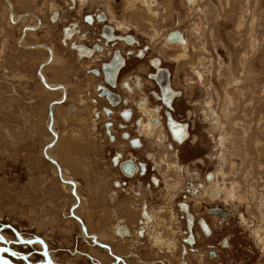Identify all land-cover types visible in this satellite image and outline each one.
<instances>
[{"label": "rangeland", "instance_id": "rangeland-1", "mask_svg": "<svg viewBox=\"0 0 264 264\" xmlns=\"http://www.w3.org/2000/svg\"><path fill=\"white\" fill-rule=\"evenodd\" d=\"M81 1L78 0L79 7ZM52 4L60 12V18L56 22L50 21ZM166 4L171 8L174 6L172 16L164 10ZM166 4L158 0L157 8L160 13L154 18L148 11L152 6L147 9L142 2L127 3L125 6L123 0H109L108 3L93 0L83 4L78 10V7L70 9L69 0H0V235L7 245L9 243L11 252L18 256L11 253L9 254L12 256H9L0 249V264H26L27 261L40 264L38 262L42 257L35 255L34 249L39 250L42 244L56 264H179L180 251L187 245L180 242L181 234L165 231L164 238H170L176 245L173 253L164 252L159 241L156 248L151 236L155 233L156 226L144 230L138 237L136 232L135 238H129V241L117 238L114 227L111 232L106 230V233L101 232V229L99 239L92 234L90 238H85L86 234L81 231L80 226L85 223L77 213V219H73L74 221L64 219L67 218L64 216L66 207L67 215L68 208L71 204L73 207L75 203V195L72 194L70 198L67 188L70 183L61 179V164L58 162L60 165L58 170H55L56 162L47 157L51 152L52 158L56 159L55 150L60 140L59 134L63 140L69 136L75 138L70 149L62 147L57 152L69 159L70 165L67 166L76 174L68 168L67 171L81 183V192L82 185H88V177L96 176L95 173L90 174V170L98 167H101V171L106 170L105 181L103 179L101 184L105 182L110 189H114L115 180H125L116 175V169L109 161V157H112L110 155L116 151H121L124 156L133 154L138 159H143L146 152L150 151L159 161V157L167 150L159 145L152 146L149 141L140 150H131L126 145L128 142L123 140H120L122 144L116 146L108 141L105 128L102 127L104 120L99 119L97 124L93 121L94 106L91 99H96L95 87L100 78L94 79L86 71L89 67H98L107 57L100 56L98 58L101 60L94 59L92 62L88 59L83 60V63L79 62L72 49L62 46L61 38L62 27L66 23L72 19L79 21L84 13L103 9L108 13V20L115 26L119 21L126 23L125 29L121 28V24L116 26L117 31L123 33L126 30L124 34L129 32L135 35L139 41L135 48H140L142 44L150 47L142 60L136 59L133 54L130 55L122 70V76L138 73L148 80L145 78L147 72L153 71L148 64L149 58L160 57L162 66L171 71L172 88L181 92V96L175 100V113L178 118L190 123L191 139L180 145L172 142L175 150H168V158L176 160V154L180 161L185 163L197 158L203 160L202 163L193 162L190 167L193 170L191 172L199 173V179L183 173V169L176 172L161 163L159 169L154 171L161 179L160 184V179L155 176L160 187L146 190L140 184L143 195L138 197L137 201L145 199L156 215H162L158 213L157 208L164 206L166 195L170 191L167 189L171 184L169 178L173 176L177 182L180 181L177 187L183 188L186 180L193 179L195 185L205 182L204 174L212 171L217 175L219 187L230 194L232 203L237 204L239 209L236 212L231 211L229 199L204 200L206 203L203 204L207 207L215 205L229 211L230 217L220 223L217 218L209 215L211 233L206 236L202 229L197 230V244L190 246L196 251L188 253L187 263L181 264H264V0H168ZM30 12L36 13L43 20L44 27L42 25L39 31L37 25L22 29L23 26L33 24L30 19L20 17ZM166 14L171 18H164ZM80 25L83 31L87 32V37L82 42L92 45L96 41L99 25ZM174 28L181 34L186 33L182 35L187 39L185 45L184 41H166V34ZM194 31H199L200 37ZM23 41L26 47L20 46ZM42 43L60 48L66 57V63L58 72L47 70L50 59L45 60L43 66L39 67L46 56L45 53L32 54L35 49L24 51L25 48L37 45L39 47ZM46 73L53 76L52 82L69 86L73 97L66 102L62 98L66 91L62 93L55 90L57 88H49L54 93H61V102L65 104L58 111L57 117L56 106L50 105L56 119V134L51 131L49 104L50 100L58 101L61 98L52 97L53 94L41 85L40 79H46L47 84H52L47 80ZM83 82L85 89L80 88ZM147 92L149 90L144 89V93ZM141 94L142 92L138 91L135 97ZM82 99L86 100L85 106L89 105L88 110H73L72 104L83 106L80 103ZM105 103L100 100L97 104L103 113L99 117H106V121H111L112 127L116 128L118 123L114 118L115 112L120 110L115 108L111 114H106L103 111ZM105 106H108L107 103ZM206 106H209L211 113L214 109L223 122L222 131H216L213 138L209 132V121L203 117ZM163 133L166 134L164 130L158 132L157 139ZM135 134L139 135L141 132L137 129ZM54 135L56 139L52 140ZM194 138H197L196 141ZM218 139L219 142H216ZM124 156L121 159V155L119 160L127 158ZM152 164L155 168L154 160ZM59 178L66 183L65 192L59 190V186L63 185ZM132 183L128 185L133 187L137 184L136 181ZM158 185L153 184L154 187ZM130 188L117 189L120 200L128 198ZM70 191L75 193L74 188ZM64 194H68L70 200L67 206L60 204L56 208L54 204L50 207V200ZM79 195L81 198L86 196L83 192ZM132 199L130 197L128 203H122L131 211L133 209L132 212L129 210L130 214L134 215L133 224L130 226L136 230V220L146 202L135 206ZM61 200L67 201L65 197ZM193 202V212H197L200 217L208 216L195 198ZM85 206L86 202L83 208ZM92 210L90 207L83 216L95 225L99 219L93 215ZM121 213L122 216H119V213L113 217H123L122 219L129 222L127 214L123 210ZM240 213L245 219L240 218ZM172 225L173 229L181 227H176L174 223ZM140 227L142 228L141 225ZM94 229L99 230L97 227ZM149 231L150 235L144 237ZM102 236L106 237L105 240L101 239ZM32 237H35L36 244L20 242L31 240ZM224 238L229 241L227 246L222 245ZM106 241L111 251L104 247ZM170 244L174 246L173 243ZM0 245L6 244L0 240ZM213 249L217 254L215 259L208 256L209 251ZM71 251H74V254ZM23 256L27 261H24Z\"/></svg>", "mask_w": 264, "mask_h": 264}, {"label": "flooded vegetation", "instance_id": "flooded-vegetation-1", "mask_svg": "<svg viewBox=\"0 0 264 264\" xmlns=\"http://www.w3.org/2000/svg\"><path fill=\"white\" fill-rule=\"evenodd\" d=\"M106 3H108L109 0H103ZM113 1V0H112ZM70 3V9H75L78 7V10L83 7V3H81V7L78 5V0H69ZM86 3V2H85ZM50 21L51 22H56L60 18V12L58 10H54L51 14ZM83 15V14H82ZM81 15V17H82ZM108 13L107 11L103 10H98L96 12H87L84 13L83 17L77 21V19H72L68 23H66L62 27V32L63 36L61 38V43L62 46L67 47L68 49H72L75 52L76 57L78 58L79 62H82L85 59H88L89 61H93L94 59H99L101 60L100 56L107 57L105 60H102L99 64L98 67L91 68L87 74H90L94 78H100L98 79L99 83L96 84L95 91L97 93L96 96V104L100 100H103L106 102V100L101 99L100 95L102 97H105V94L103 93L102 89L100 87H105L108 91L112 92L114 94V100L113 103H110L109 100L107 99L108 103L110 105L105 106L103 105V111L106 114H111L112 110L116 107V110H120L115 112L116 116V130L117 136L120 140H123L125 143L128 141V144L126 143L127 146L131 150H140L144 148L145 144L148 142L147 140L150 139H157V133L161 131H165V133L160 134L158 142L160 146L163 147H169L171 150L174 149V143L175 142L177 145L186 143L189 141L191 138V130H190V123L184 121L183 119H180L176 116L175 113V100L176 98H179L181 96V92L178 91L177 89H173V85L171 83V71L169 70L168 67L162 66V60L160 57H150L149 58V65L153 68V71L147 72V76L144 79L143 76H141L138 73H132L129 74L125 77L122 76V70L125 68V66L128 63V59H130V55H135L136 59H144L146 56V53L149 50L148 45L142 44L140 48H135L136 45L139 44L138 39L136 38L135 35L131 33L124 34L126 30L123 31V33H119L117 31V27H119V23L116 24V26L111 23V21L108 20L107 16ZM80 23L86 24V25H91L94 26L99 25V31L98 35L96 38V41L94 43L86 45L84 44V38L87 37V32L83 31ZM70 26V27H69ZM97 27V26H96ZM38 31L42 29V26L37 28ZM64 29V30H63ZM127 32V31H126ZM193 32V31H192ZM195 34L196 32L199 33V31H194ZM24 34V32H23ZM123 34V35H121ZM171 34H177V38H169L168 36ZM184 34V32H183ZM183 34L180 33V31L176 28L172 29L169 31L165 39L171 40L176 39L178 42L184 41V44H186V37L182 36ZM186 35V33L184 34ZM25 36V35H24ZM23 36V37H24ZM76 36H79L76 38ZM197 36L200 37L199 34ZM83 38V39H82ZM181 40V41H180ZM72 43L78 46H83L86 49H89L90 53L88 55H82V59L79 58V53L77 52L76 49L72 47ZM123 44V46H122ZM47 47V46H45ZM49 48V47H47ZM53 51V50H52ZM54 54V51H53ZM87 60V61H88ZM114 64V67H116L115 75H114V82L113 84H110L105 81V75L102 69V64L103 63H110ZM167 75V78H166ZM164 80H167L168 86L165 88L164 86ZM151 82V83H150ZM166 83V82H165ZM144 89L149 90V92L144 93ZM172 91V95L170 97L169 103L167 102L168 96H169V91ZM140 91L142 92L141 95L138 97L135 95L137 92ZM154 93H156L154 95ZM99 99H98V98ZM141 101V103H139ZM168 103V104H167ZM114 104V105H112ZM138 104V105H137ZM156 104V105H155ZM159 104V105H158ZM96 106L94 107V111H96ZM213 112H209V106H206L204 108V118L209 121L210 128L209 132L211 133L212 138L214 137V133L216 131L221 132L222 131V125L223 122L221 118L217 115L214 109H212ZM118 116V117H117ZM113 126V123L109 120H107L104 125H102L103 128H105V133L108 136V139L114 142L115 137L111 135L109 128ZM140 131L141 134L137 135L135 134V131ZM104 133V131H103ZM122 135H121V134ZM217 133V132H216ZM157 134V135H156ZM222 133H220L221 135ZM147 136L148 138H145L144 136ZM197 139V138H196ZM194 138V141H196ZM140 140V141H139ZM219 142V139L216 141ZM122 153V152H121ZM121 153L119 151H116L114 154L110 155L112 156L111 158L109 157V161L111 163V166L116 169V175L119 177L125 178V180L118 179L115 180L113 185V193L112 197L114 199H117L118 201L120 200V195L117 193V189L120 188H130L131 184L128 185V183L135 182L136 185L130 188V191L127 193L128 198L127 200L132 197L135 201V206H140V204L148 202L144 199V201H137L138 197H141L143 193L141 192L142 187L139 185H143V188L146 190H151L152 188H157L160 187L161 184V179L154 173L157 169H159L160 164L164 163L167 168H172L177 172V170L183 169V173H186L187 175L193 176L195 179H199L200 175L196 171L195 173L191 172L193 170L190 169L191 164H194L196 162L202 163L203 160L201 158H197L196 160L190 161L189 163L181 162L180 157H178L175 154L176 160L172 159L170 160L169 157V151L167 152L166 155L162 156L159 161H157V158H155L154 154H150L148 156V153H151L150 151H147L145 154V157L143 159H138L135 157L133 154L129 156H124L122 153V156L127 157L126 159L120 161L119 158L121 157ZM131 157H134L131 159ZM123 157H121L122 159ZM152 158V159H151ZM152 160L155 161V168L154 165L152 164ZM194 162V163H193ZM125 163H132L134 165V169L129 173L126 174L122 170V166ZM184 164L188 166H184ZM173 166V167H172ZM170 170V169H169ZM195 171V170H194ZM193 174V175H192ZM184 175V174H183ZM160 179V184L159 180L155 177ZM155 177V178H154ZM205 182L201 183L198 182L196 185L193 181L191 180H186L184 183L183 188L177 187L180 183L176 181L174 184H170V186L167 187L169 193L166 195L165 203L163 204L165 208L162 209L161 206H158L157 210L158 212H162V220L167 221V227H166V232L171 231L173 234H181L182 236L180 237V242L182 244H187L185 246V249H181L180 251V260L178 261L179 264L181 263H187V254L191 252H195L196 249L190 246H193L197 244V237L199 236L197 233L198 229H202L203 232L207 235L211 233V226L209 223V215L210 217L214 216L217 218L218 222H224L226 219L230 217V212L223 209L222 207L219 206H209L207 207L203 203H206L204 200H215L221 198L222 200L227 201L228 199L231 200L229 204L230 210L231 211H237L239 209V206L237 204H233L232 198L230 194L226 193L223 188L219 187V180L217 179V175L212 171L207 172L203 176ZM154 178V180H153ZM171 182H173V176L169 178ZM144 180V181H143ZM148 180V182H146ZM193 182V183H192ZM132 183V184H133ZM144 183V184H143ZM153 184L158 185V186H153ZM139 188V190H137ZM116 189V191H115ZM172 191V193H170ZM200 204V207L204 208L208 216H203L200 217V215L197 212H193L192 208L194 206V200ZM189 199V200H188ZM122 202L125 201L121 200ZM138 204V205H137ZM150 205V204H148ZM235 205V206H234ZM135 206H133L135 208ZM151 207V206H149ZM136 209V208H135ZM161 209V210H160ZM130 209H127V216L129 217V222L125 221L120 217V220L116 222L113 231L117 233L116 226H119V232L118 237H120L122 240L128 239L126 241H129V238H135L134 235L137 234V237L142 235V232L146 229H150L151 227L154 228L156 226V221H157V216L155 215L154 211L152 210V207L147 210L145 208L140 209L139 217L136 220L138 228L134 230L132 226V220H134V215L130 214ZM144 210V212H142ZM133 211V209H132ZM131 211V212H132ZM247 211L250 212L249 209ZM119 210L117 211V213ZM143 215H145V219L142 218ZM148 217V218H147ZM240 218H244V215L240 213ZM151 219V220H150ZM149 221L151 224H149ZM143 223V225H142ZM175 226H181L179 229H173V225ZM142 225V228L140 227ZM151 225L150 227H148ZM137 232V233H136ZM156 232V231H155ZM161 232L158 231V235L156 233H152V243L153 245L158 248V244L161 243L162 246L161 248H164V252H171L173 253L176 245L170 238L165 239L161 237ZM136 233V234H135ZM150 234V231H149ZM149 234H146L148 236ZM130 239V240H131ZM125 241V242H126ZM159 241V243H158ZM178 241V239H177ZM173 243L174 246L172 247ZM229 243L227 238H224L222 240V245L227 246ZM36 244V243H35ZM41 248L39 250L34 249V254L37 256H41L42 260L38 263H42L45 260L44 254L42 253V245H40ZM177 249V248H176ZM161 250V249H159ZM183 252L185 254H183ZM71 253L74 254V251H71ZM33 254V255H34ZM109 254V253H108ZM83 256V255H82ZM209 258L215 259L217 258L216 251L210 250L208 254ZM57 263V262H56Z\"/></svg>", "mask_w": 264, "mask_h": 264}, {"label": "crops", "instance_id": "crops-1", "mask_svg": "<svg viewBox=\"0 0 264 264\" xmlns=\"http://www.w3.org/2000/svg\"><path fill=\"white\" fill-rule=\"evenodd\" d=\"M88 1H93V0H82L81 2L83 3V4H85V2L87 3ZM168 0H160V2L161 3H165L166 4V2H167ZM123 2H124V5L126 6L127 5V3H131V4H133V3H136V2H142L143 4H145L146 5V7H147V9H148V6H152L150 9H148V11L152 14V16L155 18V17H157V15H159V11H158V8H157V4H158V0H123ZM173 9H175L174 8V6L172 7ZM169 5H167L166 4V6H164V10L166 11V13L168 14H173L174 13V11L175 10H173ZM51 9H52V11H51V14H52V12L54 11V10H56L55 9V7H54V5L52 4L51 5ZM109 12L111 13L112 12V10L109 8ZM16 14H18L17 12H16ZM28 15H25V16H20L21 18H26V19H30L32 22H33V24H31V25H26V26H23L22 27V29L23 30H25V29H27L28 27H30V26H35V25H37L38 27H36V28H39V27H41L44 23H43V20L41 19V17L39 16V15H37L36 13H34V12H30V13H27ZM112 14V13H111ZM165 15L164 16V18H166V19H169V18H171V16H168V15ZM107 16V15H106ZM51 17V16H50ZM112 17V16H111ZM107 18H108V16H107ZM59 20V19H58ZM57 20V21H58ZM36 21V22H35ZM31 23V22H30ZM117 23H119V24H121V28H126L127 26H126V23L125 22H121V21H119V22H117ZM21 26V25H20ZM43 27H44V25H43ZM23 30H22V32H23ZM176 40V39H175ZM171 41V40H170ZM172 41H174V40H172ZM38 46V45H37ZM45 46H47V47H49V48H47V47H45ZM38 49V50H37ZM37 49H35V50H32L33 52H32V54L33 53H45V57L43 58V60H42V62H40V64H39V67L41 68L43 65H42V63L45 61V60H47V59H50V62H49V64L47 65L48 66V68H47V70H50V69H53V71H55V73L56 72H58L60 69H61V67L66 63V57L64 56V54H62L61 53V50H60V48L59 49H57V47L56 46H54L53 44H47V43H42V47H38ZM51 49V50H50ZM52 50L54 51V53H55V55H53V52H52ZM186 50H188V49H186ZM186 50H184L183 49V51H186ZM24 51H27L26 49H24ZM189 51V50H188ZM77 58V57H76ZM186 59H187V57H185ZM77 60H78V58H77ZM83 63V62H82ZM39 69V68H38ZM91 68L89 67V69L87 70V73H88V71L90 70ZM40 71V70H39ZM39 71H38V75H39ZM48 72V71H47ZM48 75H50V74H47L46 73V78H47V80L50 82V83H52V84H56L57 85V87L56 88H58V87H63V89H65V91L67 92V93H64V95L62 96V94L61 93H54L51 89H49V88H47V86L44 84V82L40 79V77H39V79H40V82H41V85L47 90V91H49V92H51L52 94H53V96L52 97H55V96H60V98H61V96H62V98H64V100H66V102L69 100V98L70 99H73V97H72V91L69 89V86H67L66 84H57V83H54V82H52V81H54V79L53 78H51V77H53L52 75H50V76H48ZM56 75V74H55ZM90 75V74H89ZM91 76V75H90ZM51 79V80H49V78ZM92 78H94L93 76H91ZM95 79V78H94ZM45 81H46V79H45ZM47 82V81H46ZM84 83V82H83ZM83 83H81L80 84V88L82 87L83 89H85L86 88V85H85V83L83 84ZM59 85V86H58ZM55 90H58V89H55ZM76 90H78V88H76ZM81 92V91H80ZM57 94V95H56ZM82 97H84L83 95H82ZM62 98L60 99V100H58V101H56V102H58L55 106V109H57L55 112H56V117H57V114H58V111L60 110V109H62L64 106H65V104H64V102L62 103L61 102V100H62ZM55 100H57V99H55ZM50 101H53V100H50ZM75 101H77V99L75 98ZM91 101H92V104H93V106L95 107H97V104H96V99H91ZM65 102V103H66ZM80 103L81 104H83V106L81 105L80 107H77V106H75V105H71L72 106V109L73 110H76V108L79 110V111H82V110H85V109H87L88 110V108H89V105L88 106H85L86 105V100H81L80 101ZM91 107H92V105H91ZM94 107H93V121H94V123L95 124H97V122H98V120L99 119H102V120H104V122H103V124L106 122V117H105V119L104 118H102V117H99V115L102 113V110L101 109H98V107L96 108V111H94ZM54 109V110H55ZM52 112H53V110H52ZM103 114V113H102ZM53 116L55 117V115L53 114ZM114 118H116V116L114 117ZM56 120V119H55ZM93 123V124H94ZM109 130H110V133H111V135H113L116 139H115V141L113 142L112 141V144H114V145H116V146H119L120 144H122L121 142H120V139L118 138V136H117V130H116V128H113V127H111V128H109ZM59 136H60V140H59V143H58V145H56L57 144V142H56V150H55V146H53V149L55 150V154H56V159L58 160L57 162H59L60 164H61V166L63 167L62 169L65 171H63V173H65V175H66V177H68V179H70L72 182H74L75 184H76V187H77V189H78V191H79V193L80 194H82V192H83V194H86V196L84 195L83 196V198H84V202H86V206L83 208V206H84V203H82L81 204V207H79L78 208V215L80 216V218H82V220H83V223H85L86 224V227H87V230H88V232L90 233V234H92V235H94L95 237H97L98 239H99V237H100V230H101V232H103V233H106V230H108V231H110L111 232V229L116 225L115 223L116 222H118L119 220H120V217L119 218H117V219H115L113 216L115 215V214H119V216H122V210L124 211V213H126L127 214V209H128V206H126L125 207V205L123 204V203H128L129 202V199L127 200V199H125V201L122 203V201L121 200H117V199H112V193H113V189H110L111 187H108V186H106V183L105 182H103V184H101V181H103V179H104V181H105V177L106 176H104L105 174H106V170H103V171H101V167H98V169H92V170H90L91 171V173L90 174H93V173H95V175L96 176H92V177H88V185L87 186H84V185H82V192H81V183L75 178V176H71L69 173H68V171H67V168L69 169L70 167L69 166H67V165H70V163H69V159H67V157L66 156H64V155H60L57 151L58 150H60V148H62V147H64V148H67V149H70V147H71V143L72 142H74V140H75V138H73V137H71V136H69L68 138H66V140H63V138H62V135L61 134H59ZM144 136V135H143ZM108 137V136H107ZM145 138H148L147 136H144ZM62 141H64V142H62ZM108 141L109 142H111V140H109L108 139ZM140 141V140H139ZM147 141H149V144H151L152 146H154V145H159L160 146V144H159V142H158V139H150V140H147ZM128 142V141H127ZM128 144V143H127ZM129 145V144H128ZM161 148L163 147V146H160ZM167 150H166V152L165 153H163V155L162 156H164V155H166L167 154V152H168V150L170 149L169 147H165ZM163 149V148H162ZM174 151V150H173ZM44 152V151H43ZM120 153H121V151H120ZM151 153H149V155H150ZM153 154V153H152ZM121 155H122V153H121ZM161 156V157H162ZM46 157V156H45ZM123 157V156H122ZM150 157V156H149ZM161 157H159V159L161 158ZM49 159V158H48ZM152 159V158H151ZM50 160V159H49ZM92 161V160H91ZM58 163V164H59ZM59 164V165H60ZM156 166V165H155ZM69 170H71V169H69ZM71 171H73V170H71ZM67 173V174H66ZM73 173L74 174H76V172H74L73 171ZM101 174H102V177H101ZM99 175V176H98ZM101 177V178H100ZM95 179V180H94ZM59 180H60V182L62 181L60 178H59ZM94 182V184H93V182ZM63 182V181H62ZM61 182V183H62ZM87 183V182H86ZM174 183H176V180L173 178V183L171 182V185L172 184H174ZM178 183H179V181H178ZM63 185H62V187H60L59 186V190H62L61 192H65V187H66V184L63 182L62 183ZM64 184H65V186H64ZM57 188H58V186H57ZM67 188H68V186H67ZM84 188L86 189V190H84ZM69 189V188H68ZM115 191H116V189H115ZM69 194H70V198H71V195L72 194H74V191H70V189H69ZM66 198L67 199V201H62L61 200V198ZM73 200H74V205H73V207H72V204H71V206H70V208H68V214L66 215V210H67V207H66V209H65V215L64 216H67V218H64L66 221H68V219L70 220V221H74L73 219H76L74 216H75V214H74V212H75V209H77V207L78 206H76V200L73 198ZM69 197H68V194L66 195V194H64V195H60L57 199H55V200H50V207L51 206H53L54 204H55V206H56V208L57 207H59V205L60 204H66V206L68 205V203H69ZM91 205V206H90ZM150 205H148V204H146V203H144L143 204V206L141 207V208H145V210H147V208H151V207H149ZM64 207V206H63ZM62 207V208H63ZM90 207H92L93 208V210H92V212H93V215L94 216H96V217H98V219H99V221L95 224V225H93L92 223H91V221L90 220H88L86 217H84L83 216V213H85L86 212V210H88V209H90ZM162 207V209L163 208H165V206H161ZM53 208V207H52ZM83 208V209H82ZM81 209H82V214H81ZM112 210V211H111ZM115 210V212H113ZM120 211V212H116V211ZM153 210V209H152ZM161 210V209H160ZM142 212H144V210H142ZM158 213H162V212H158ZM156 215V214H155ZM157 216V221H156V234L158 235V231H162L161 232V237H163L164 238V235H163V232H165V231H167L166 230V227H167V221L165 222V220H162V215L161 214H157L156 215ZM123 218V217H122ZM142 218H144L145 219V215H143V217ZM148 218V217H147ZM151 220V219H150ZM57 221V220H56ZM98 224H100V225H102L103 227L101 228ZM149 224H151V222L149 221ZM107 225H110V227H107ZM142 225H143V223H142ZM141 225V226H142ZM152 225V224H151ZM151 225H149V226H151ZM105 226V227H104ZM94 227H97L99 230H95L94 229ZM90 228V229H89ZM166 233V232H165ZM168 233V232H167ZM114 234H115V236H117V238H120V237H118V234L117 233H115V231H114ZM150 235V234H149ZM111 237V236H110ZM144 237H146V234L144 235ZM121 239V238H120ZM165 239H168V238H165ZM103 240H105V239H103ZM125 240H128V239H125ZM87 242V241H86ZM113 242V241H112ZM87 244L90 246L91 244L90 243H88L87 242ZM114 245H116L115 243H114ZM119 246V245H118ZM92 247H94V246H92ZM121 249V248H120ZM132 251H130V253H131ZM114 253H116L115 252V250H114ZM129 253V254H130ZM122 257L123 256H126V255H121Z\"/></svg>", "mask_w": 264, "mask_h": 264}, {"label": "bare ground", "instance_id": "bare-ground-1", "mask_svg": "<svg viewBox=\"0 0 264 264\" xmlns=\"http://www.w3.org/2000/svg\"><path fill=\"white\" fill-rule=\"evenodd\" d=\"M189 1H191V0H189ZM9 4H11V3H9ZM16 21V20H15ZM35 28V27H34ZM198 33V32H197ZM199 34V33H198ZM172 40H175V39H172ZM20 46H22V47H26L25 45H24V41L23 42H21L20 43ZM39 47H42V45L41 46H39ZM38 48V46L37 47H30V48H25L26 50H32V49H37ZM51 50V49H50ZM79 53V58L80 59H82V58H84V57H82V55H81V53L80 52H78ZM92 54V52L90 53V55ZM90 55H88V56H90ZM50 61V60H49ZM49 61H47V62H49ZM41 73H43V70H42V72ZM43 82H44V84L48 87V88H52V89H55L56 87H57V85H52V84H47L46 83V81L45 80H43ZM168 83H169V81H168ZM59 86V85H58ZM58 90L57 91H60V92H62V93H64L65 92V89H63V87H58L57 88ZM100 98L101 99H104V100H106V102L108 103V101H107V99L105 98V97H102L101 95H100ZM58 102H53L52 103V106H53V104L54 105H56ZM108 105H110L109 103H108ZM112 105H114V104H112ZM112 108H116V107H113V106H111ZM51 112H52V109H51ZM51 121H52V125H51V131L52 132H54L55 134H56V130H54L55 129V124H56V121H55V119H54V116H53V112H52V118H51ZM55 137V138H54ZM54 139H56V136L54 135L53 137H52V140H54ZM49 150H51V149H49ZM52 156H53V154L51 153V152H49L48 154H47V157L49 158V159H52L54 162H56V166H55V170H58V166H59V164H58V162H57V160L56 159H53L52 158ZM61 170V173H62V175H61V179L64 181V182H67V183H70V184H67V186H68V188L69 189H71V188H74L75 189V193H74V195H75V197L74 198H76V203L78 204V208L79 207H81V204L82 203H84V198H83V196H82V198L80 197V193H79V191H78V189H77V187H76V184L74 183V182H72L71 180H69L66 176H65V173H63V169H60ZM67 174V173H66ZM72 183V184H71ZM66 184V183H65ZM65 184H64V186H65ZM112 199H114L113 197H112ZM78 214V212L76 211L75 212V218L77 219V214ZM82 219V218H81ZM81 219H80V221H81ZM81 224V223H80ZM81 226V231L83 232V233H85L86 235H85V238H90L92 235H90V233H88V232H86V231H88L87 230V227H86V225L84 224H81L80 225ZM90 229V228H89ZM105 239L106 237L104 236H102L101 237V239ZM4 241H5V239H4ZM94 241H96V240H94ZM109 241V240H108ZM99 242V241H98ZM103 242V241H102ZM102 242H101V244H102ZM96 243V242H95ZM104 243V242H103ZM106 243H107V241H106ZM5 244H7V242L5 241ZM99 244V243H98ZM101 244H99V246L101 247ZM110 244V243H109ZM102 246H104V244L102 245ZM7 247H8V253H11L12 255H13V253L11 252V250H10V245H9V243H8V245H7ZM104 247H106V249H108L109 251H111L112 249H111V247H110V245H108V243L104 246ZM113 248V247H112ZM98 251V250H97ZM100 251V250H99ZM114 252V251H113ZM95 254H97L96 252H95ZM109 254H111V253H109ZM115 254V253H114ZM11 255V256H12ZM101 255V254H100ZM13 256H17V255H13ZM46 256L49 258V260H50V262L48 263L47 261L46 262H44V263H40V264H50V263H55V262H53L52 261V259H51V257L49 256V254L48 253H46ZM106 256V255H105ZM18 257V256H17ZM107 257V256H106ZM105 257V258H106ZM111 257V256H110ZM115 257V256H114ZM127 257V256H126ZM23 258H24V261H27V259H26V257L25 256H23ZM104 258V257H103ZM130 258H132V257H130ZM116 259H119V258H116ZM123 261V260H122ZM27 263L28 264H32L30 261H27ZM123 263V262H122ZM125 263V262H124ZM126 264V263H125Z\"/></svg>", "mask_w": 264, "mask_h": 264}, {"label": "water", "instance_id": "water-1", "mask_svg": "<svg viewBox=\"0 0 264 264\" xmlns=\"http://www.w3.org/2000/svg\"><path fill=\"white\" fill-rule=\"evenodd\" d=\"M177 38V34H172V36H171V34L168 36V39L170 38ZM181 41V40H180ZM72 45V47L74 48V49H76L77 50V52H81L82 53V55H88L89 53H90V51H89V49H86L85 47H83V46H78V45H75L74 43H72L71 44ZM102 69H103V72H104V75H105V81L106 82H108V83H110V84H113V82H114V75H115V71H116V67H114V64H112V62H110V63H103L102 64ZM166 78H167V75H166ZM166 82V83H165ZM164 86H165V88H167V86H168V83H167V80L165 81L164 80ZM101 89H102V91H103V93L105 94V96H106V98L109 100V102L110 103H113V100H114V94L112 93V92H110V91H108L105 87H100ZM169 91V96H168V100H167V102L169 103V101H170V97H171V95L173 94L172 93V91L171 90H168ZM53 102H56L55 100H53V101H51L50 102V104H49V114H50V118H52V112H51V109H50V105L53 103ZM167 103V104H168ZM134 169V165L132 164V163H125V164H123V166H122V170L126 173V174H129L132 170ZM116 229H117V233L118 234H120V232H119V226L117 225L116 226ZM0 237H2V235H0ZM2 242H4L5 243V241H4V238H3V240H2ZM42 253L44 254V255H46V247L44 246V244H42ZM1 249V251H5V249H7L8 250V247H7V244L5 245V247H2V248H0ZM5 253L6 254H8V255H10L9 253H8V251H5ZM45 260L49 263L50 262V260H49V258L46 256L45 257ZM26 264H28V263H26ZM50 264H56V263H50Z\"/></svg>", "mask_w": 264, "mask_h": 264}, {"label": "snow or ice", "instance_id": "snow-or-ice-1", "mask_svg": "<svg viewBox=\"0 0 264 264\" xmlns=\"http://www.w3.org/2000/svg\"><path fill=\"white\" fill-rule=\"evenodd\" d=\"M0 240H3V237H0ZM22 243L25 244H32V243H36L37 241H32V240H22L20 241ZM39 243H43V241H39ZM5 251H8L7 249H5ZM13 255H16V253H13Z\"/></svg>", "mask_w": 264, "mask_h": 264}]
</instances>
